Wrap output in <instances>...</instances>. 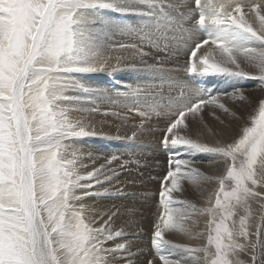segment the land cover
<instances>
[{
	"label": "snow or ice",
	"instance_id": "1",
	"mask_svg": "<svg viewBox=\"0 0 264 264\" xmlns=\"http://www.w3.org/2000/svg\"><path fill=\"white\" fill-rule=\"evenodd\" d=\"M118 72L135 77L111 89L120 98L112 102L126 112L101 114L124 122L128 114L139 117L129 141L148 131L153 117L167 118L160 129L168 169L151 235L155 258L264 264V96L246 119L222 102L251 103L240 80L264 92V0H0V264H133L125 229L112 227L120 209L97 212L86 200L137 194L112 187L119 155L83 144L111 137L86 115L71 116L100 113L96 102L110 100V89L87 81ZM213 77L231 81L232 91L206 86ZM205 107L244 120L238 136L212 146L188 135V118L202 124ZM86 158L93 167L82 172ZM201 163L222 165V174L206 175L195 166ZM129 164L139 161L122 160L119 168ZM184 182L216 185L205 207L174 196ZM198 217L207 220L194 231ZM165 233L204 243L176 244Z\"/></svg>",
	"mask_w": 264,
	"mask_h": 264
},
{
	"label": "rangeland",
	"instance_id": "2",
	"mask_svg": "<svg viewBox=\"0 0 264 264\" xmlns=\"http://www.w3.org/2000/svg\"><path fill=\"white\" fill-rule=\"evenodd\" d=\"M99 74H101V73H99ZM99 74H95V75H99ZM173 75H178V76L182 77L184 74L180 73V74H173ZM113 77H114V75H112V76L107 75L106 78H104V80L101 78V79L96 80L94 82H93V80H91L89 78L87 83H90L93 86H98L101 88L110 89V91L107 93V95L109 97H111L110 93L113 92V91H111V89L122 87L121 84H117L113 80ZM218 79H219L218 81L220 83H230L229 81H225L221 78H218ZM209 86L214 88V86H211L210 84H209ZM220 86L221 85H218V87H220ZM165 91H167V89ZM164 94L167 95L168 93L167 94L164 93ZM113 101H115V100L113 99ZM107 102H109L110 104H112V106H115L116 108H114L113 110L109 109L108 108L109 104ZM96 103L99 106L100 113L82 114V115H86V119L91 120L92 118H90V117H96L100 121H106L108 119L103 118L105 116L101 114L105 111L121 112L122 115L126 112V109L123 108L122 104L113 103L111 99L110 100H107V99L101 100L100 102L97 101ZM104 104H106V105H104ZM206 113L204 115H202L203 118L205 117ZM71 114H73V113H71ZM78 114L81 115V113H78ZM132 115L135 116L134 114H128L129 118L126 122L121 120V122L132 125L131 127H127V128L122 127L121 129H123V132L115 131V129L117 128L116 125L112 126V128H111L112 130L108 129V128L99 129L96 127V130L98 133H104L108 137H111V139L121 148V151L114 150L113 148H109L107 145H104V143L107 141L106 138H101L99 136L98 137L85 138L83 141V144L85 146L86 151L92 150L94 153L102 154L105 156L110 155V154H117L120 156V161L129 160V159H135V160L139 161V166H137V164H129L127 166V168H125V169L119 168L120 161L114 162L112 167L116 168V170L120 172V175H119V177L115 178L114 185L112 187L113 188L114 187H120V188H123L125 192L136 193L137 195H140L141 192L142 193L144 192V189H145L144 187H146V184H147L144 180H140L141 174L144 175V179L155 178V179H158L161 181L163 178L162 174L160 172H161V166H165V160L162 159L159 154H157V151H159V152L164 151L160 147V141L162 139L163 133H162V131L158 130V128L156 126H154L150 129L155 128V129H157L156 131H151V130L145 131L142 134H139L135 140L129 141L126 137L131 135L132 128L134 125H136V124L132 123V121L134 122ZM109 118H115L118 122L120 120V119H117L116 117H114L112 115H109ZM154 118H156V117H153L152 120ZM166 119L167 118H164V120H166ZM152 120L150 122H147L146 124L152 123L153 122ZM135 121H137L139 123V119L135 120ZM198 122H199V120H198ZM226 123H227V121H221L220 122V124H223V126H225ZM223 126L217 125L216 128L214 129L213 127L212 128L208 127V125H206L205 123H202V126L200 128L190 127L191 131L189 130L188 135H190L193 139H199L202 142H207L208 144H212L213 146H216L217 140L213 139V141H212V135L218 134L222 130ZM164 127L165 126L162 125L161 129H163ZM117 135L120 137L119 140L115 139V137ZM202 136H204V138H206V139L205 140L201 139ZM207 136H209L210 139H208ZM102 139L105 141L104 143H102V142L100 143V141H102ZM86 140H92L93 142L96 141L95 144L97 145L96 147L98 149L90 148V146L87 145ZM140 140H142V142ZM223 142L224 141H222L221 143H223ZM146 143H149V145H147ZM133 144H134V146H133ZM158 147H160L159 150H157ZM148 148H154L155 150L148 149ZM145 150H147L151 153L156 152L157 156H153V159H150L148 157V155L145 154ZM129 152H132L133 155L129 156L128 155ZM99 161H102V160H97L96 164H98ZM84 162L86 164H88V168H83V169H81V171L86 172V171L91 170V168L93 167L92 162L90 160H88L87 158L85 159ZM142 165H145L149 168L148 173L142 172V169H141ZM221 174H222V172H221ZM147 188H149V187H147ZM194 188H196V187H194ZM150 189H153V187H150ZM174 196L180 200H186L187 199V201L195 204L197 207H205L206 206L204 203V201L206 199H202V200L199 199L200 201L197 202L194 199L192 192H190V191H187L186 193H184V192L178 193V194L174 193ZM90 199H92V198H90ZM102 199H106L108 201V210H115V208L117 206H119V207L123 206V209H120V210H123V212H125L126 214L128 213L127 209L132 208V209H134V214L136 213L135 215H137L138 220L130 219L129 217H127V215H123L122 218H120L118 216L113 218L115 221L119 222L122 225H125L126 227H131L132 223H134L132 228L134 229L136 235L131 237V235L128 234L125 237L126 241H128V238L133 239V243L135 244L134 248H131V249L135 250V252H133V253H135V255L138 258H137V262H136L132 257H130V259L133 260V264H147V262L149 260H153V259L155 260V264L156 263L160 264L159 259L155 258L154 251L151 247V235H152V230H153V223H154V221L157 217V214H158V209H157L158 206L157 207L151 206L153 208V210L151 209V207H149L148 210H145L142 206H145L146 204L143 202L142 205H140L138 207L140 210H137L135 208H136V205H138L139 203L136 200V198L133 199L132 197H129L128 199H113V198H102ZM154 208H156V209H154ZM253 209L255 212L257 210V205L253 204ZM156 212H157V214H156ZM122 214H121V216H122ZM147 215H148V217L146 218L145 216H147ZM196 219H197V223L200 225V227L197 228V231H200L201 229H203L205 222L207 220V217H198ZM137 221L140 222L139 225L137 223H135ZM147 223L151 224L150 226H147V229L150 231L148 232L147 236L146 235L142 236V234H141L142 230L139 227L144 225V224H147ZM255 223H256V221L253 220L252 225L254 226ZM180 239L182 240L180 242V244H191V245L195 246V245H202L204 243L203 238H201L200 240L191 241L187 237H184L181 235ZM173 243H176V242H173ZM176 244H179V243H176ZM138 253H139V255H138ZM138 259H140V260H138Z\"/></svg>",
	"mask_w": 264,
	"mask_h": 264
},
{
	"label": "bare ground",
	"instance_id": "3",
	"mask_svg": "<svg viewBox=\"0 0 264 264\" xmlns=\"http://www.w3.org/2000/svg\"><path fill=\"white\" fill-rule=\"evenodd\" d=\"M245 70H250V69H247V67L245 66ZM106 76H107V74L101 73L99 75H93L92 77H90V79L93 80V82H94V81L99 80L101 78L104 80V78H106ZM113 80L116 83H117L118 80L121 81V82L132 83V82L135 81V77L132 74H130V73L118 72V73L114 74ZM218 80L219 79L215 78V77L209 78L208 84L206 86H209V84H210L211 86H214L215 90L221 91V92H231L232 91V87H231L232 82L231 81H229L230 83H220ZM237 83H238V86L240 88L244 89L243 94L248 98L249 101H251V103L250 104H244V103H242L240 101H235L234 102V101H232L230 99H227V98H224L222 102L228 108H230L233 112H236L238 115H241V116H243L246 119L248 114L251 112L252 107L255 106V104L259 100V98H261V96H264V92L259 91L255 87V82L254 81H251V80H240ZM218 85H221V86L218 87ZM165 93L167 94L168 92L165 91ZM173 94H176V93H173ZM110 95H111V100L112 101H113V99L115 101H119L120 98H118L115 95V92H111ZM107 103L109 104V107H108L109 109L113 110L114 108H116L115 106H112V104H110L109 102H107ZM117 103H119V102H117ZM119 104H121V103H119ZM104 105H106V104H104ZM205 113H206V115L203 118V123L208 125V127H211V128L213 127L215 129L217 125H222L223 126V124H220L221 121H227L225 126L222 127V130L218 134H213L212 135V141L214 139V140H217V141H220V142L224 141L223 143L231 142L234 138H236L238 136L239 129H240V127L243 126V124L245 122L244 120H236L233 117L223 113L219 109H213V108H209L208 109V107H205L204 110L202 111L201 115H204ZM81 115H79L78 113L71 114L72 118H74V119L81 118L80 117ZM90 118H92L90 121L92 123H94L95 126L97 128H99V129H103V128L111 129L112 126L116 125L117 128L115 129V131H117V129H119L120 132H123V129H121L122 127L127 128V127H131L132 126L131 124H127V123L121 122V119L118 122L115 118H109V115L103 117L105 119H108L106 121H100L96 117H90ZM132 118L134 120V122L132 121V123L133 124H137L138 122L135 121V120H138L139 117H136V116L132 115ZM152 121H153L152 123L146 124V128L149 129L148 131H150L151 130L150 128H152L154 126H156L158 128V130H160L162 125L165 126V121L166 120H164V118L160 119V120H157V118H154ZM188 122L190 124V127H192V128H200L202 126V124L200 122H198V120L196 122H193L191 120V117L188 118ZM187 134H189V132ZM207 137H208V139H210L209 136H207ZM201 139L205 140L206 138H204V136H202ZM106 140L107 141L105 142L102 139V141H100V143L101 142L102 143L105 142L104 145H107L109 148H113L114 150L121 151V148L112 139H106ZM140 141L142 142V140H140ZM95 142H93L92 140H86V143H87L88 146H90V148L98 149L96 147L97 145L95 144ZM204 143H207V142H204ZM146 144L149 145V143H146ZM209 145H212V144H209ZM133 146H134V144H133ZM159 148L160 147H158L157 150H159ZM148 149L155 150L154 148H148ZM145 154H147L150 159H153V156H157L156 152L151 153V152H149L147 150H145ZM157 154H159L161 156V158L165 160V166H161V172H160L162 174V177H163L166 174V171L168 169V154L165 151H160V152L157 151ZM195 158H197V159H205V160L208 159V157L204 156V155H200V156H197ZM99 163H102V161H99L98 164ZM98 164H96V165L98 166ZM195 166L197 168H199L202 172H204L206 175H209V176L220 175L222 170H223V166L222 165H210V164H207V163H201V164H197ZM141 169H142L143 173H148L149 172V168L147 166H145V165H142ZM140 180H144L147 183L146 187H144L145 189H144L143 193H147L148 195L146 197H142L141 195H137L136 196V200L138 201L139 204L136 205L135 209L140 210L138 207L140 205H142L143 202L146 204L145 206H142L145 210H148V208L151 207V206L152 207L153 206L157 207L158 206V192H159L160 182L161 181L158 180V179H155V178H153V179H150V178L144 179V175L143 174H141ZM215 186H216L215 184H204L198 189V188L192 187V185L187 184V182H184V191L183 192L184 193H186L187 191L192 192V194L194 196V199L197 202H199L202 199H207L208 195L215 188ZM147 187H149V188H147ZM150 187H153V189H150ZM140 194H142V192ZM176 194H178V193H176ZM86 202L88 204L92 205L93 207H95L97 209V212H103L105 210H108V201L106 199H102L101 198V200L94 202L93 198L92 199L89 198V199L86 200ZM152 207H151V209L153 210ZM116 208L123 209V206H120V207L117 206ZM154 209H156V208H154ZM121 214H122V216H121ZM135 214H133L132 216H129L128 213L126 214L125 212H123V210H120V214L117 215V216L122 218L123 215H127V217H129L130 219L138 220L137 215H135ZM156 214H157V212H156ZM145 217L147 218L148 215L145 216ZM135 223H137L138 225L140 224L139 221H137ZM133 225H134V223H132L131 227H126L125 225L120 224L119 222L115 221L114 219H113V223H112V227L114 229L124 228L125 232H126V235L130 234L131 237L136 235L134 229L132 228ZM150 225H151L150 223H147V224H144V225L139 227L142 230V233H141L142 236H145V235L147 236L148 235V232L150 230L147 229V226H150ZM194 231H197V229H194ZM180 237H181V235L176 234V233H165V238L166 239H168V240H170L172 242L179 243V244L182 241L180 239ZM128 241L130 242V245H129L130 248H134L135 244L133 243V239L128 238ZM131 251L135 252V250H133V249H131ZM138 255H139V253H138ZM132 258L137 262V258L138 257L136 255H134ZM138 260H140V259H138ZM156 264H158V263H156Z\"/></svg>",
	"mask_w": 264,
	"mask_h": 264
}]
</instances>
